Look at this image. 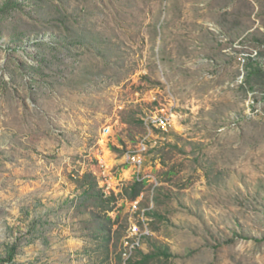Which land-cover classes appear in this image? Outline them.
Listing matches in <instances>:
<instances>
[{
  "label": "rangeland",
  "instance_id": "374dc122",
  "mask_svg": "<svg viewBox=\"0 0 264 264\" xmlns=\"http://www.w3.org/2000/svg\"><path fill=\"white\" fill-rule=\"evenodd\" d=\"M255 67L264 0H0V264H264Z\"/></svg>",
  "mask_w": 264,
  "mask_h": 264
},
{
  "label": "built area",
  "instance_id": "2783aa9c",
  "mask_svg": "<svg viewBox=\"0 0 264 264\" xmlns=\"http://www.w3.org/2000/svg\"><path fill=\"white\" fill-rule=\"evenodd\" d=\"M147 124H152L154 126L165 127L169 124L168 118L165 115L151 116L147 119ZM146 150V144L141 141L137 147L136 151H127L126 158L129 163L133 164L135 168V178L137 182L153 181L154 177L150 173H143V152Z\"/></svg>",
  "mask_w": 264,
  "mask_h": 264
},
{
  "label": "trees",
  "instance_id": "16d2710c",
  "mask_svg": "<svg viewBox=\"0 0 264 264\" xmlns=\"http://www.w3.org/2000/svg\"><path fill=\"white\" fill-rule=\"evenodd\" d=\"M261 74H264V70L259 68V67H255L253 68L252 71H250L248 80H251L252 77L254 76H260ZM142 185V183L140 182H135L133 185V197L137 196L138 192H139V188ZM256 241H260V240H256ZM140 257L139 259H133V258H129L126 261V264H147L150 260H152L154 257L151 254H144V253H139ZM121 264V262H120Z\"/></svg>",
  "mask_w": 264,
  "mask_h": 264
}]
</instances>
